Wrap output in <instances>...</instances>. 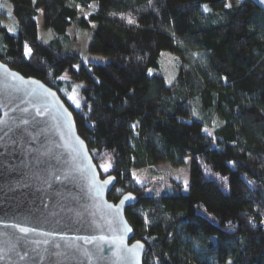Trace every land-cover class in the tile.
Listing matches in <instances>:
<instances>
[{
    "label": "trees",
    "instance_id": "1",
    "mask_svg": "<svg viewBox=\"0 0 264 264\" xmlns=\"http://www.w3.org/2000/svg\"><path fill=\"white\" fill-rule=\"evenodd\" d=\"M93 1L88 49L108 60L76 68L67 29L88 25ZM7 2L15 28L0 24V60L57 90L100 176L116 177L108 198L136 196L125 215L143 264H264V11L251 0ZM162 51L176 58L169 82ZM187 158V192L176 180L161 194L136 181V170Z\"/></svg>",
    "mask_w": 264,
    "mask_h": 264
},
{
    "label": "water",
    "instance_id": "2",
    "mask_svg": "<svg viewBox=\"0 0 264 264\" xmlns=\"http://www.w3.org/2000/svg\"><path fill=\"white\" fill-rule=\"evenodd\" d=\"M115 183L57 90L0 60V264H143L125 215L137 198L110 200Z\"/></svg>",
    "mask_w": 264,
    "mask_h": 264
},
{
    "label": "rangeland",
    "instance_id": "3",
    "mask_svg": "<svg viewBox=\"0 0 264 264\" xmlns=\"http://www.w3.org/2000/svg\"><path fill=\"white\" fill-rule=\"evenodd\" d=\"M96 7L97 2L93 1L90 5L89 10L84 12V16L87 18V26H81L79 24L76 25V22H73L67 29L68 39L66 43H69L70 47L80 56V64H78L76 68H79L81 64L88 67L89 63L91 62H104L108 60L107 55L94 53L89 51L88 49V42L94 25V22L88 19V16L93 10L96 9ZM76 8L81 14L82 11L80 7L76 6ZM35 20L37 25L38 37L43 40H48L49 38H51L54 33L52 30L45 27L42 18V11H38ZM0 24H5L12 29L15 28V23L10 10V3H6V0H0ZM160 68L166 80L169 82L175 74V55L169 51H162L160 57ZM150 72H152V69L150 70ZM63 78L69 79L70 74L65 72L63 74ZM78 95V87L75 86V88H73L72 92L68 96V99L72 103H77ZM152 103V100L143 99L138 102V105L148 109L152 106ZM207 131L211 133L212 129L207 128ZM190 168L191 160L190 158H187L186 162L181 166H172L168 162H162L154 165L151 168L136 170L134 174L137 183L140 185H145L148 193H165L173 180L181 182L182 190L184 192H187L190 183Z\"/></svg>",
    "mask_w": 264,
    "mask_h": 264
},
{
    "label": "snow or ice",
    "instance_id": "4",
    "mask_svg": "<svg viewBox=\"0 0 264 264\" xmlns=\"http://www.w3.org/2000/svg\"><path fill=\"white\" fill-rule=\"evenodd\" d=\"M226 6H227V5H226ZM129 22L132 23V22H134V21H132V20L130 19ZM20 231H21V232H26L27 229H25V228H21Z\"/></svg>",
    "mask_w": 264,
    "mask_h": 264
}]
</instances>
